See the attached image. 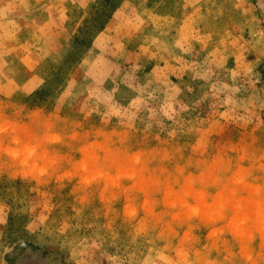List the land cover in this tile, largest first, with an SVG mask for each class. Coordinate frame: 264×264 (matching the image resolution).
Instances as JSON below:
<instances>
[{
    "label": "rangeland",
    "instance_id": "1",
    "mask_svg": "<svg viewBox=\"0 0 264 264\" xmlns=\"http://www.w3.org/2000/svg\"><path fill=\"white\" fill-rule=\"evenodd\" d=\"M0 264H264V0H0Z\"/></svg>",
    "mask_w": 264,
    "mask_h": 264
}]
</instances>
